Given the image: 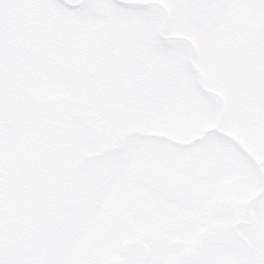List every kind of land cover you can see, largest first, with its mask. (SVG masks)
Returning a JSON list of instances; mask_svg holds the SVG:
<instances>
[{"label": "snow or ice", "instance_id": "obj_1", "mask_svg": "<svg viewBox=\"0 0 264 264\" xmlns=\"http://www.w3.org/2000/svg\"><path fill=\"white\" fill-rule=\"evenodd\" d=\"M0 264H264V0H0Z\"/></svg>", "mask_w": 264, "mask_h": 264}, {"label": "rangeland", "instance_id": "obj_2", "mask_svg": "<svg viewBox=\"0 0 264 264\" xmlns=\"http://www.w3.org/2000/svg\"><path fill=\"white\" fill-rule=\"evenodd\" d=\"M243 222H247L246 217H241L239 220H235L232 223L238 224V223H243Z\"/></svg>", "mask_w": 264, "mask_h": 264}, {"label": "water", "instance_id": "obj_3", "mask_svg": "<svg viewBox=\"0 0 264 264\" xmlns=\"http://www.w3.org/2000/svg\"><path fill=\"white\" fill-rule=\"evenodd\" d=\"M135 243H140V241H134Z\"/></svg>", "mask_w": 264, "mask_h": 264}]
</instances>
